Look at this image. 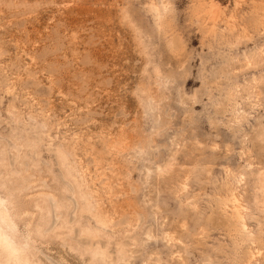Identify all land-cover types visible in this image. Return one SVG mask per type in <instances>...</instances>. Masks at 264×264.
I'll list each match as a JSON object with an SVG mask.
<instances>
[{
    "label": "rangeland",
    "instance_id": "1",
    "mask_svg": "<svg viewBox=\"0 0 264 264\" xmlns=\"http://www.w3.org/2000/svg\"><path fill=\"white\" fill-rule=\"evenodd\" d=\"M0 264H264V0H0Z\"/></svg>",
    "mask_w": 264,
    "mask_h": 264
}]
</instances>
